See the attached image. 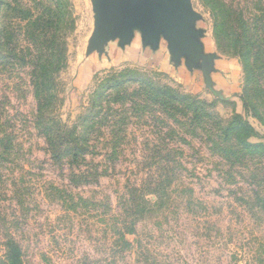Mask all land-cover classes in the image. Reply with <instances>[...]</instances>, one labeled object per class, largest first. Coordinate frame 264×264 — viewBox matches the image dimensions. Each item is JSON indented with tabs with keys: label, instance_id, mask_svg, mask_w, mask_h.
Instances as JSON below:
<instances>
[{
	"label": "rangeland",
	"instance_id": "1",
	"mask_svg": "<svg viewBox=\"0 0 264 264\" xmlns=\"http://www.w3.org/2000/svg\"><path fill=\"white\" fill-rule=\"evenodd\" d=\"M2 1L0 132L16 149L0 170V264L10 236L25 264H264V153L232 162L213 154L201 130L187 132L188 117H177L183 126L167 118L143 88L151 82L205 102L234 126L242 117L259 134L249 142L264 145V87L254 92L247 83L241 23L262 16L264 0H189L200 16L194 40L202 54L215 56L208 76L218 75L219 61L233 63L222 75L236 84L234 93L207 82L203 60L189 65L185 54L176 60L164 36L147 42L143 24L131 26V40L117 36L94 50L95 0H65L72 22L67 64L50 84L56 99L49 110L64 128L91 138L94 155L86 160L97 164L100 177L81 186L46 151L31 78L29 60L38 50L26 34L30 18H39L50 0ZM251 95L247 112L243 98ZM166 179L161 200L151 190ZM133 187L143 189L153 211L137 219L127 235L131 248L121 253L117 230L130 222L120 202Z\"/></svg>",
	"mask_w": 264,
	"mask_h": 264
},
{
	"label": "trees",
	"instance_id": "2",
	"mask_svg": "<svg viewBox=\"0 0 264 264\" xmlns=\"http://www.w3.org/2000/svg\"><path fill=\"white\" fill-rule=\"evenodd\" d=\"M50 3V7H46L39 18L35 20L30 18L26 34L27 38L34 41L38 50V55H32L29 63L33 69L31 78L37 92L39 115L45 119L41 126V135L47 147L46 151L54 165L62 170L68 168L69 182L74 186L90 185L97 179L99 180L100 172L97 164L86 160L89 154L94 155L89 150L88 141L91 140L89 134L81 136L76 131L70 132L64 128L62 122L52 119L50 116L51 102L56 99V97H52L50 84L53 83L54 85L55 76L67 64V37L72 29V22L69 20L66 9L68 3L65 0H50ZM0 4L5 6L6 2L0 0ZM2 18L0 13V19ZM250 22L241 21L244 24V29H246L244 32L246 48H244L242 57L245 60L247 83L254 87V92H260L263 91L262 88L264 87V12L261 17L253 16ZM219 29L221 28L218 26L216 30L218 34H220ZM4 32L0 31V62L6 58L2 50L5 42H1L6 39ZM21 61L25 62L24 59ZM51 70H53V77L49 76ZM143 88L148 89V93L152 92L148 101L154 103L153 105L158 108H162L160 113L165 114L167 118L174 119L178 125L183 126L177 117L180 115L188 117L187 132L195 136L201 130L206 135L204 137L212 145L213 154H220L232 162L231 159L233 158L240 160V156L246 159L254 154L264 153V145H254L249 142L250 138L259 134L242 117L236 118V125L234 126L230 121L221 118L218 113L212 112L214 106L205 102L180 94L170 88L156 87L151 82H143ZM243 100L245 101V109L249 112L251 104H253V95L247 96ZM189 113L190 116H188ZM156 119L163 121L160 118ZM93 129H96L95 126L90 130V136L94 133ZM170 131L174 132L173 130ZM216 139L219 143L215 142ZM86 140L87 142H85ZM232 141H236L237 145H233ZM15 149L16 146L12 137L6 134L2 135L0 132V170L8 163L7 158L13 155ZM169 181L166 179L155 182L154 188L151 190L161 200L164 198L162 193H165L166 184ZM131 192L128 199L123 197L120 202L124 206V217L130 222H124V228L117 230L121 253H124L127 248H131L127 235L135 232L134 227L137 219L141 216H147L153 211L142 188L139 190L138 187H133ZM3 243L6 264H25L23 249L12 236Z\"/></svg>",
	"mask_w": 264,
	"mask_h": 264
},
{
	"label": "water",
	"instance_id": "3",
	"mask_svg": "<svg viewBox=\"0 0 264 264\" xmlns=\"http://www.w3.org/2000/svg\"><path fill=\"white\" fill-rule=\"evenodd\" d=\"M96 21L99 27L93 48L103 51V46L117 36L125 41L132 39L131 26L143 24L147 42H156L162 35L170 45L176 60L185 54L189 65L202 62L207 82L215 56L202 54V47L194 38L199 34L192 27L200 18L192 10L189 0H95Z\"/></svg>",
	"mask_w": 264,
	"mask_h": 264
},
{
	"label": "crops",
	"instance_id": "4",
	"mask_svg": "<svg viewBox=\"0 0 264 264\" xmlns=\"http://www.w3.org/2000/svg\"><path fill=\"white\" fill-rule=\"evenodd\" d=\"M219 62L220 63H219V66H218V70H217V72H215V73H218V75L211 76V77L209 76L210 80L214 84H217V86L219 88L222 87L223 90L226 89L227 91H229L228 93H230V91L232 92L233 91L232 89H234V88L236 89L237 86H236V84L232 85L229 80L227 81L226 78L222 75V71H225V72L226 71L227 72L231 71V68L235 67V66H233L234 65L233 63H230V62H227V61H219ZM233 75H235L234 72H233V74H231V76H233ZM232 93H234V91Z\"/></svg>",
	"mask_w": 264,
	"mask_h": 264
}]
</instances>
